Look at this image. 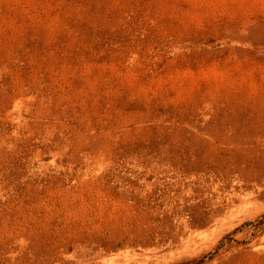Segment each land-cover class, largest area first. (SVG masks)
<instances>
[{
  "label": "rangeland",
  "instance_id": "374dc122",
  "mask_svg": "<svg viewBox=\"0 0 264 264\" xmlns=\"http://www.w3.org/2000/svg\"><path fill=\"white\" fill-rule=\"evenodd\" d=\"M101 248L264 264V0H0V264Z\"/></svg>",
  "mask_w": 264,
  "mask_h": 264
},
{
  "label": "bare ground",
  "instance_id": "6f19581e",
  "mask_svg": "<svg viewBox=\"0 0 264 264\" xmlns=\"http://www.w3.org/2000/svg\"><path fill=\"white\" fill-rule=\"evenodd\" d=\"M213 147H214V145H213ZM210 148V147H209ZM219 149V148H218ZM231 150V149H230ZM207 151V150H206ZM212 151V150H211ZM208 152H210L209 151V149H208ZM213 152V151H212ZM216 153H218V152H216ZM231 154V153H230ZM214 155H215V153H214ZM224 156V157H229V155H228V153H226V151L225 152H222L221 154H220V156ZM233 156V155H232ZM215 157H216V155H215ZM226 158V159H227ZM235 159V158H234ZM204 160H205V158H204ZM204 160H203V162H204ZM209 160V159H208ZM217 161V160H216ZM225 161V160H224ZM202 162V163H203ZM231 162H233V161H231ZM219 163V162H218ZM228 163V162H227ZM213 164V163H212ZM214 164H215V162H214ZM203 165V164H202ZM218 165V164H217ZM205 167V166H204ZM217 169H218V167H217ZM213 171V170H212ZM221 171V170H220ZM210 173V170H205L204 169V171L203 172H200L198 175H201V174H203L202 176H207V175H210L209 174ZM187 174H189V173H187ZM193 175V174H192ZM191 175V176H192ZM187 177H189V175H186ZM190 176V177H191ZM196 176H197V173H196ZM212 176V175H211ZM194 177H195V175H194ZM199 177V176H198ZM200 178V177H199ZM189 180V179H188ZM191 180V179H190ZM194 180V179H193ZM184 183V182H183ZM169 184V183H168ZM174 193V192H173ZM184 196V195H183ZM182 196V197H183ZM187 199V198H186ZM172 204V203H171ZM94 243V242H93ZM95 246H97V245H99V246H101V244L99 243V244H94ZM85 249L83 248V251H84ZM86 251V250H85ZM87 252H89V253H87ZM86 252V254H85V258L82 260V261H78V262H58V264H102L103 262H110L111 260H112V258H111V253H110V251L109 250H106V249H103V248H101V250L100 251H97V252H93V251H87ZM77 253V252H76ZM80 253V252H79ZM83 253V252H82ZM117 258V257H116ZM80 260V259H79ZM118 260V259H117ZM114 261V260H113ZM116 261V260H115ZM57 264V263H56ZM112 264V263H111Z\"/></svg>",
  "mask_w": 264,
  "mask_h": 264
}]
</instances>
